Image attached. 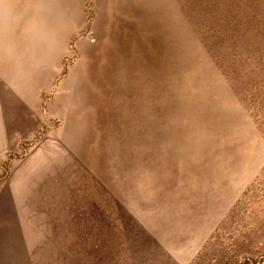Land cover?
<instances>
[{
	"label": "rangeland",
	"instance_id": "1",
	"mask_svg": "<svg viewBox=\"0 0 264 264\" xmlns=\"http://www.w3.org/2000/svg\"><path fill=\"white\" fill-rule=\"evenodd\" d=\"M255 1L47 0L42 33L30 0L0 33V264H264V75L213 38Z\"/></svg>",
	"mask_w": 264,
	"mask_h": 264
},
{
	"label": "trees",
	"instance_id": "2",
	"mask_svg": "<svg viewBox=\"0 0 264 264\" xmlns=\"http://www.w3.org/2000/svg\"><path fill=\"white\" fill-rule=\"evenodd\" d=\"M255 1L247 15L235 14L224 18L222 27L214 32L219 45L231 44L233 48L243 47L245 55L256 63L252 70L257 77L264 75V9ZM236 53V52H234Z\"/></svg>",
	"mask_w": 264,
	"mask_h": 264
},
{
	"label": "crops",
	"instance_id": "3",
	"mask_svg": "<svg viewBox=\"0 0 264 264\" xmlns=\"http://www.w3.org/2000/svg\"><path fill=\"white\" fill-rule=\"evenodd\" d=\"M47 4H48L47 0H37L35 7V10L37 12L34 13V16H36L37 21L40 23L38 24V28L35 29L37 30V32H42V33L46 32L48 26V22L46 21L48 14L46 12L48 6ZM29 8H30V0H0V33L4 35L6 34L3 37L1 36V42L3 43V46L1 45L2 48L11 49V50H15L18 48L20 49V46L16 44L15 42L16 40H14L13 38L14 36L12 37L13 39H11L10 34L11 33L13 34L16 31L18 32L21 31L20 30L21 26L18 25L16 18L27 17L29 13L26 12V10L27 9L29 10ZM36 18L34 19V23L36 21ZM10 26H12V28H15L16 26V28L13 30L12 28H10ZM26 28L30 30L31 26L27 24ZM27 29L26 31H28ZM22 32H24V29L22 30ZM2 54L7 55L8 57L10 56L8 52H3ZM6 143H8V139L4 136V133L1 132L0 144H6Z\"/></svg>",
	"mask_w": 264,
	"mask_h": 264
}]
</instances>
